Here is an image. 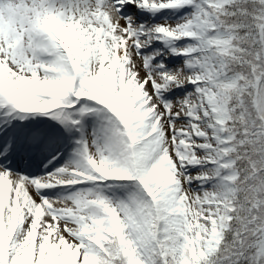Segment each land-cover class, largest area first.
Returning a JSON list of instances; mask_svg holds the SVG:
<instances>
[{
  "label": "snow or ice",
  "instance_id": "obj_1",
  "mask_svg": "<svg viewBox=\"0 0 264 264\" xmlns=\"http://www.w3.org/2000/svg\"><path fill=\"white\" fill-rule=\"evenodd\" d=\"M0 264H264V0H0Z\"/></svg>",
  "mask_w": 264,
  "mask_h": 264
}]
</instances>
